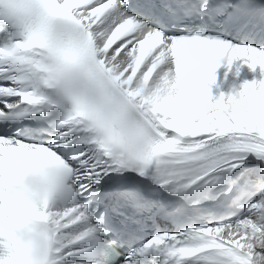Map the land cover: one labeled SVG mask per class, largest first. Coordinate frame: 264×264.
Segmentation results:
<instances>
[{"label":"snow or ice","instance_id":"6c2138e0","mask_svg":"<svg viewBox=\"0 0 264 264\" xmlns=\"http://www.w3.org/2000/svg\"><path fill=\"white\" fill-rule=\"evenodd\" d=\"M0 264H264V0H0ZM171 130V131H169Z\"/></svg>","mask_w":264,"mask_h":264},{"label":"bare ground","instance_id":"6f19581e","mask_svg":"<svg viewBox=\"0 0 264 264\" xmlns=\"http://www.w3.org/2000/svg\"><path fill=\"white\" fill-rule=\"evenodd\" d=\"M252 79H264L259 67L253 71L242 60L239 63L234 61L231 67L225 64L216 75V81L209 85L210 94L213 99L219 98L221 93L225 97L230 94L235 95L242 90L245 82H250Z\"/></svg>","mask_w":264,"mask_h":264}]
</instances>
